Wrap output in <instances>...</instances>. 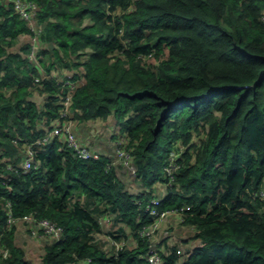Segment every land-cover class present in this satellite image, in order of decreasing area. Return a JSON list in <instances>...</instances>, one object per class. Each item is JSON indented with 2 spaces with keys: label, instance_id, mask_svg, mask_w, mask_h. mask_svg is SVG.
<instances>
[{
  "label": "trees",
  "instance_id": "trees-1",
  "mask_svg": "<svg viewBox=\"0 0 264 264\" xmlns=\"http://www.w3.org/2000/svg\"><path fill=\"white\" fill-rule=\"evenodd\" d=\"M33 1L37 32L0 0V264H151V244L163 264H264V0ZM67 96L74 128L116 121L133 170L43 141ZM160 196L189 229L171 245ZM26 215L63 229L39 262L17 241Z\"/></svg>",
  "mask_w": 264,
  "mask_h": 264
},
{
  "label": "built area",
  "instance_id": "built-area-1",
  "mask_svg": "<svg viewBox=\"0 0 264 264\" xmlns=\"http://www.w3.org/2000/svg\"><path fill=\"white\" fill-rule=\"evenodd\" d=\"M14 6L16 11L21 14V16L25 19H28L30 22L32 21V13L36 10L37 4L33 0H13ZM34 51H32V54ZM69 82V81H68ZM72 103L71 96H67L64 104L65 107L62 110V113L60 117L63 119V122L60 124H56L54 129L46 136L44 137L43 141L48 140L50 137L54 135H59L74 149L75 154L82 158V159H90V158H99L100 152L94 148H92L88 144H82L78 141L77 135L74 131V121L71 119L69 120V106ZM42 141V142H43ZM28 148L27 157L24 160L23 167L25 169H30L32 166H36L37 164L34 163V149L32 148L31 144L26 145ZM116 153L119 157V161L124 165H127L132 168L131 161L132 158L125 147V140L124 138H121L119 140H116ZM174 155V154H173ZM131 160V161H130ZM169 168L167 167V170ZM133 170V168H132ZM171 172V170H168ZM262 198H264V191L260 192ZM161 196L160 197H154L149 202V209L151 214L158 216L159 221L163 220L164 217L169 212H160L158 209V205L161 202ZM24 220H27L29 222L33 221L34 223H37L36 227L39 231H42L45 235H52V237H55L57 239H60L62 236L63 229L61 226H58L54 222H51L49 219H36L32 215H26L23 217ZM15 220L13 218L10 219V222L13 223ZM159 221L155 223L154 225L150 226L147 230H145V234L149 237H152L156 231V228L160 224ZM161 222V221H160ZM148 259L151 264H163V258L162 255L159 253L158 248L155 246V244H151L149 253H148Z\"/></svg>",
  "mask_w": 264,
  "mask_h": 264
},
{
  "label": "crops",
  "instance_id": "crops-1",
  "mask_svg": "<svg viewBox=\"0 0 264 264\" xmlns=\"http://www.w3.org/2000/svg\"><path fill=\"white\" fill-rule=\"evenodd\" d=\"M111 121H105V120L103 121L102 120H92L88 122H77L76 121L74 129H75V133L77 135L78 141L82 144L90 145L92 148L97 149L102 154L114 155L115 147H116V143H115L116 139L112 138V135L117 131L116 129L117 127H116V121L115 120H111ZM95 123H100L101 127L98 131H96L97 129H96ZM111 129H113L114 132H112ZM119 173L121 177H123L126 181H128L127 180L128 174L126 173V170L120 167ZM135 186L138 187V184L135 183ZM156 192H157V195H161L164 192V188L161 184H158ZM180 221H181L180 214L176 212L169 213L162 220V223H161L162 228L160 230L161 232L160 235L168 236L169 234L167 230H169V228H171L172 225H175L176 227L175 229L178 228L179 232H187V236H188L189 229L187 228V226L181 225ZM18 223H23V222L19 221ZM170 230L172 231L173 228ZM191 242H194V241H191ZM168 244L171 245L170 238L168 239ZM186 245L189 246V243H186Z\"/></svg>",
  "mask_w": 264,
  "mask_h": 264
},
{
  "label": "rangeland",
  "instance_id": "rangeland-1",
  "mask_svg": "<svg viewBox=\"0 0 264 264\" xmlns=\"http://www.w3.org/2000/svg\"><path fill=\"white\" fill-rule=\"evenodd\" d=\"M4 1H7V0H4ZM31 24H32V26L36 29V32L38 31V29H37V23L34 21V20H32L31 21ZM29 41H31V42H33V48H32V50L34 51V52H36V49L38 48V46H39V39H38V36H31V35H28V34H25V35H22L21 36V42L19 43V45L20 44H22V43H27V42H29ZM18 45V46H19ZM35 45H36V48H35ZM31 58H33V60H35L37 57H36V54L35 53H33V54H31ZM46 58V57H45ZM79 80L81 81V80H83V78H79ZM78 80V81H79ZM111 122H113V121H111ZM111 125V124H110ZM95 126H96V131H98L99 129H100V123H95ZM117 129V128H116ZM115 129V130H116ZM112 130V132H114V130L113 129H111ZM115 143H116V140H115ZM114 144V143H113ZM125 144H126V142H125ZM102 153L100 152V155H101ZM132 158V157H131ZM120 159H119V157L117 156V153H116V147H115V152H114V163H117L118 161H119ZM131 161V160H130ZM124 165V164H123ZM124 167L125 168H128V169H130V170H132V168L131 167H129V166H127V165H124ZM127 169V170H128ZM165 169H166V167H165ZM129 179L131 180V181H134V180H132L130 177H129ZM169 214V213H168ZM167 214V215H168ZM166 215V216H167ZM165 216V217H166ZM164 217V218H165ZM102 223H103V225H108L109 223L105 220V221H102ZM162 223V222H161ZM174 226V227H173ZM177 226V225H176ZM165 227H167V226H165ZM18 228H19V230H18V237H17V241L21 244V246H23V248L25 249V250H27L28 251V253H29V258L31 259V260H33V261H36V262H39L40 261V258H41V256L43 255V253H44V250H43V244H44V242H43V239L44 238H46V236H50V235H45L42 231H39L38 230V228L37 227H35L34 225H25V224H23V223H18ZM161 228L162 227H160V230H161ZM173 228V230L171 231V232H169V230L170 229H172ZM176 227H175V225H172V227L171 228H169V230H167L168 231V234H169V238H170V241H171V244L172 243H174V242H176L177 240H184L186 237H187V232H179L178 231V228L177 229H175ZM106 242H108V240L106 239V241H105V243H104V245H106ZM196 244V242H189V246H193V245H195ZM187 245H185V247H186Z\"/></svg>",
  "mask_w": 264,
  "mask_h": 264
}]
</instances>
